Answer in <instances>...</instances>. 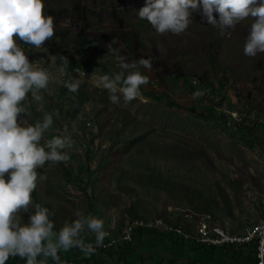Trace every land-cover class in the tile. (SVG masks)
Instances as JSON below:
<instances>
[{
    "label": "rangeland",
    "instance_id": "374dc122",
    "mask_svg": "<svg viewBox=\"0 0 264 264\" xmlns=\"http://www.w3.org/2000/svg\"><path fill=\"white\" fill-rule=\"evenodd\" d=\"M144 3L44 0V12L60 35L59 54L38 57L47 52L43 45L17 41L30 61L52 74L49 86L40 90L41 101L28 94L22 101L27 115L20 116L33 123L51 113L46 138H71L67 161H46L37 169L33 202L50 209L57 228L81 210L102 218L112 235L135 221L150 225L156 219L179 229L181 234H173L185 239L197 233L202 221L239 234L264 218V53H243L251 18L222 35L193 12L185 32L161 34L136 15ZM121 30L134 36L137 57L157 55L167 68L139 66L149 77L141 95L114 104L94 79L121 71L116 55L98 51L96 43L81 50L70 40L77 33L92 38ZM123 42H117L119 54L126 57ZM84 56L93 63L86 64ZM176 67L182 76L171 73ZM74 77L78 88L69 91L64 81ZM197 90L201 95L194 98ZM21 216L26 221L27 213ZM83 235L94 237L88 231ZM158 237L150 231L141 239L135 230L128 244L145 264H169L175 250L154 241ZM237 253L243 260L244 251ZM204 254L212 253L207 249ZM232 260L229 256L227 262ZM48 264L54 262L49 258Z\"/></svg>",
    "mask_w": 264,
    "mask_h": 264
},
{
    "label": "clouds",
    "instance_id": "9594fccd",
    "mask_svg": "<svg viewBox=\"0 0 264 264\" xmlns=\"http://www.w3.org/2000/svg\"><path fill=\"white\" fill-rule=\"evenodd\" d=\"M193 12H199L201 20L222 35L251 18L243 53L250 57L264 53V0H145L136 15L157 33L180 34L192 22ZM53 34V17L44 12V0H0V264L16 256L24 264H48L49 258L54 264H67L59 254L61 250L78 248L91 255L110 235L102 218L81 210L57 228L50 209L33 202L37 169L46 161H67L71 138L63 134L46 138L53 124L51 113L33 123L20 116L27 115L22 101L28 94L41 101L40 90L49 86L52 74L30 61L17 41L40 47ZM116 43L113 38L108 48L116 54L121 71L98 75L94 83L108 91L112 103H128L141 95L140 86L149 80L139 66L150 69L153 59L141 56L129 61L113 47ZM60 59L68 63L67 57ZM64 85L76 91L79 80L74 77ZM200 95L199 90L192 93L194 98ZM21 212L27 213L26 221ZM85 231L94 234V241L84 239Z\"/></svg>",
    "mask_w": 264,
    "mask_h": 264
},
{
    "label": "trees",
    "instance_id": "16d2710c",
    "mask_svg": "<svg viewBox=\"0 0 264 264\" xmlns=\"http://www.w3.org/2000/svg\"><path fill=\"white\" fill-rule=\"evenodd\" d=\"M115 18L119 21L120 27H123V22L119 18L118 15H115ZM121 33L117 34L115 32L114 35L110 36H101L100 34L90 38L88 35H84L83 33H77L78 35L70 40L71 44L76 45L81 50L90 43H96L95 49H97L100 52L109 51L108 44L113 40V38H116V41H124V45L127 47V53H129L126 57L128 59L135 58L139 59L136 54V46L133 41H135L134 36L131 34V31H125L121 30ZM60 36L57 33H54L52 38L49 40H46L42 45L46 53H39L38 57H43L48 53L51 54H59L60 50L56 41V37ZM63 39H66L64 35H62ZM49 41V42H48ZM120 50L119 43H116ZM114 44L113 47L116 45ZM86 55V54H85ZM116 55V54H115ZM85 63L90 64L93 63L91 58L89 56H84ZM152 63L155 67H163V69H166L167 66L163 62L158 61V56L155 55L152 57ZM78 64V63H76ZM171 73H176L178 76H182V72L179 68H175ZM141 227L137 228L138 237H144L146 236L150 231L155 233L158 237V240L155 238L154 241H164L166 243L165 245H170V249H174L175 252H173V257L170 258L169 264H180V260L183 261L184 264H200V261H204V264H234L233 260L235 261V264H254V250L250 246V248H247L245 250H241L240 246L230 245V246H205V245H196L194 244L191 239H185L184 237H177L173 234V232L165 233V232H159L157 230H153V228H145L146 226L140 225ZM155 229V228H154ZM134 234V229H133ZM146 233V234H145ZM133 236V235H132ZM191 241V242H190ZM130 242L121 244L115 255L113 253H108V257H104L102 255H98L99 257H95L96 253H92L91 255H84L77 253L78 248H72L68 251H60V256L62 260L66 261L67 264H145L143 262V257H140L141 255H137L138 258H136V253L133 251L136 250L134 248H130L129 244ZM153 243V242H151ZM247 246V245H245ZM136 248V247H135ZM168 248V247H167ZM211 251V255H202L203 252ZM198 251V254H194V251ZM201 250V251H200ZM200 251V252H199ZM216 251H219L216 255ZM238 251H244V257L243 260H241V255L237 253ZM81 253V251H79ZM133 252V253H132ZM71 253V255L68 256V254ZM230 259H233L231 262H227ZM184 259V260H183ZM108 261V263H107ZM215 261V262H214ZM24 264V260L18 256L16 257H9L8 261H6V264Z\"/></svg>",
    "mask_w": 264,
    "mask_h": 264
},
{
    "label": "built area",
    "instance_id": "2783aa9c",
    "mask_svg": "<svg viewBox=\"0 0 264 264\" xmlns=\"http://www.w3.org/2000/svg\"><path fill=\"white\" fill-rule=\"evenodd\" d=\"M140 225H135L134 223V232L137 230ZM149 228V227H145ZM125 229V228H124ZM124 229L117 235H112L111 231L107 229L109 232V236L105 237V241L103 246L97 248L95 253L102 255L104 257H108V253H113L115 255L118 247L125 242H130L133 239L131 238H124ZM157 230L159 232L170 233L166 228L161 227L157 224ZM205 234L211 235V242H200V239L193 240L196 245H205V246H230V245H251L254 250V264H264V227L259 234L258 239L255 242H248V234L247 230L240 232L238 238H231L228 237V234H217V229L211 228L210 226L206 225L205 227ZM86 241H94L95 237L91 238H84Z\"/></svg>",
    "mask_w": 264,
    "mask_h": 264
},
{
    "label": "bare ground",
    "instance_id": "6f19581e",
    "mask_svg": "<svg viewBox=\"0 0 264 264\" xmlns=\"http://www.w3.org/2000/svg\"><path fill=\"white\" fill-rule=\"evenodd\" d=\"M135 224L143 225V226H146L149 228H155V229H157V224H158L161 227L166 228L169 232H173L174 234H181V233H179L180 232L179 229L166 225L160 219H156L150 225L144 224V223H138L136 221H135ZM206 225H208V224H206L205 221L200 222V227H199L197 233L194 236L191 235L190 238H192L193 240L200 239V242H211V235L205 234ZM208 226H210V225H208ZM263 227H264V218L262 220H260L259 222H257L256 224L248 227L246 229L247 233H249L248 234V242H255L258 239L259 234L262 231ZM211 228L217 229V234H228V237H231V238H238V236L240 234V233L239 234L230 233L226 229H222L220 227H211ZM133 229H134V223L128 224L127 230L126 229L124 230V238H131V236L133 235V232H132Z\"/></svg>",
    "mask_w": 264,
    "mask_h": 264
},
{
    "label": "crops",
    "instance_id": "0c3cea01",
    "mask_svg": "<svg viewBox=\"0 0 264 264\" xmlns=\"http://www.w3.org/2000/svg\"><path fill=\"white\" fill-rule=\"evenodd\" d=\"M236 246H240V245H236ZM244 247H247V246H244V245H243V246H240V249H241V250H245L246 248H244ZM251 247H252V246H251ZM252 249H253V248H252ZM253 260H254V262H255V259H254V258H253Z\"/></svg>",
    "mask_w": 264,
    "mask_h": 264
}]
</instances>
